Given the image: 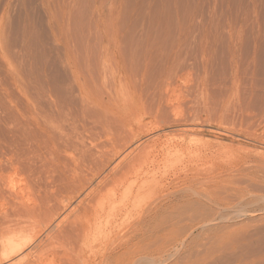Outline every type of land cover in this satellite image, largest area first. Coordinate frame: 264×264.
<instances>
[{
    "label": "rangeland",
    "instance_id": "obj_1",
    "mask_svg": "<svg viewBox=\"0 0 264 264\" xmlns=\"http://www.w3.org/2000/svg\"><path fill=\"white\" fill-rule=\"evenodd\" d=\"M87 149L94 153L89 170L90 157L82 155ZM262 161L264 0H0V210L10 211L16 200L37 202L30 209L35 219L27 211L15 217L14 235L45 238L47 220L37 218L45 211L36 206L47 189L62 190L70 170L87 175L81 173L79 194L68 189L71 197L61 199L63 212L98 191L96 210L119 196L132 181H114L120 171L162 172L164 179L142 187L161 195L172 189L166 176L182 165H193L200 179L221 169L220 185L239 187L244 167L263 168ZM102 163L104 170L87 183ZM11 187L16 193L9 195ZM258 204L264 203L237 207ZM110 212L92 218L93 224L109 220L105 232L87 227L92 238L75 247L64 236L45 240L41 264H99L103 249L97 241L121 220ZM186 219L160 234L167 247L163 242L149 259L135 256L144 263H132L205 264L211 259L206 254L220 258L217 238ZM238 222L240 233L258 226L250 244L259 255L264 223ZM238 239L236 246L247 242ZM219 258L207 264L224 259Z\"/></svg>",
    "mask_w": 264,
    "mask_h": 264
},
{
    "label": "bare ground",
    "instance_id": "obj_2",
    "mask_svg": "<svg viewBox=\"0 0 264 264\" xmlns=\"http://www.w3.org/2000/svg\"><path fill=\"white\" fill-rule=\"evenodd\" d=\"M84 152H86V150ZM87 152L88 153H83L82 155L83 158L84 156L85 158L90 157V159L87 158L88 159L87 161L91 160L87 168V170H89L91 169V166L93 164L94 153L90 149H87ZM256 154L257 155L255 156H258V153ZM260 157H258L257 160ZM263 162L264 161H262V163ZM186 164L187 166L190 165L189 159ZM106 165H107L106 163H102L99 166L100 168L97 169L96 173L86 177V182L92 184L93 180L95 179V175L99 173L101 170H104ZM253 165L257 167L252 168L250 166L248 167L245 166L244 168L245 171L247 172L243 175L242 173H239V175L241 174L239 176L240 178L237 177L241 182L239 187H237L236 185L235 186L229 185V183L226 182H225L226 185L228 184L227 186L229 187H224V185L222 184L224 182H221L222 181L221 180L220 182L223 185L222 187V185H220L218 180V177L221 174L219 173L221 169L218 172L219 175H216L214 173L215 175H212L211 177H206V179H200L198 178L197 170L196 168H194L193 165L189 167L185 165L186 168L185 167L183 168L182 165V171L178 170L173 172L171 175L166 176L167 177L166 179L168 180V183L172 189H166L167 193H165L166 191L165 192L163 191L164 193L161 195H155L157 193L148 194L143 190L142 187L147 183H155L164 179L165 174H163L162 172L157 170L156 171L146 170L140 172H133L131 170L129 171L126 170L125 172L120 171L119 173H117V175L113 177L114 181L115 180L119 181V179L125 180V183L128 179L132 181L131 184L128 185L129 187L127 186L128 188H126L125 186L126 189H123L120 195L118 194L119 196L115 194L113 198H107L104 200V202L101 201L102 204L99 210H96V208L95 209L93 208L92 203L94 202V198L98 196L99 193L98 191L95 193L96 195H93L91 198H89V200L85 202L80 201L76 207H73L63 212L62 211L63 207H60L61 199L71 197L68 194L69 193L68 189L75 190L76 188V190L74 191V195H77L79 194V192H81V189L84 187V183H85V182L83 184L79 183L82 177L81 173L83 174L85 173L84 169H83L84 171H81V173H77L75 169L72 170V172H70L71 170L68 169L70 171L68 172L69 174L66 173L67 175H64L65 182L63 183L65 184L61 186L62 190L58 191L59 193L53 191L51 192L48 191L47 193H45L48 189L44 188L47 189L44 192L45 196H42L43 198L40 199L41 201H39V203L36 206V209L38 211H41V209L45 211L44 212L42 210L44 212L43 215L42 214L40 215V213L38 215L37 213L38 219L39 217L41 218L42 216H44L47 220L45 222L48 223L46 225L47 228L45 231V238H41L39 236L37 237L38 234L32 235L30 233L24 235H14V233L15 234L17 233L13 231L14 228L16 229V227L11 228L12 225L14 224L13 221L15 220V217L20 215L23 211H27L34 214L33 211L35 208L33 207H35L37 202L35 203V205L31 206L30 204L22 202V200L20 202H17V200L15 199L16 200L15 202L18 204L15 205L10 211H7V209H5V211L0 210V264H41L43 263L42 262L43 260L41 258L42 253L40 249L43 248V244L45 240L49 241L48 239L51 237H53L51 239H54V237L56 239V237L59 238L60 236H64L66 240L68 239L67 241L69 242L71 241L72 246L74 245V243H78V241L81 240L88 241L90 238H92L91 234L93 232L91 234H89L87 231L85 232L87 227L90 228L91 230L92 228L97 229L98 231L103 226H105L106 228V226L109 225L108 224L109 220L107 218L105 219V221L103 220V222H100L101 220L100 219L98 223H96L94 219L95 221L94 224L92 218H96L97 215L104 214V216L102 215L103 218L105 217V213H108L110 211L112 212V210L118 212V215L120 216L121 220L115 223H112L111 221L113 225L118 223L115 229L113 230L112 229L113 225L110 224L111 228L110 231L107 232L108 234L105 236L106 238H101L99 241H97L98 243L96 244V246H98L100 249H103L102 255L101 256L98 255L100 257L99 264H133L132 263L133 259H136V261L138 260L140 261V259L137 258H141V259L143 258L144 260L149 259L150 258L148 255L149 253L151 254L152 252H157L158 250L164 248V245H162L161 243L165 242V240L163 241V235L161 236L160 234H162V232L171 233V231L174 230L177 221L182 217L185 219L188 218L191 221H193L194 227L196 228L195 225H197L198 228H201L200 230H204L202 231L203 233L207 232L209 236L211 235L212 237L215 236L217 238L216 241L213 240V245L215 244V242H217L214 247L217 246L216 250H218L219 248V252L221 253V256L223 255L224 259L221 256L220 258L217 257L218 254L216 256L206 254L205 255L206 258H209L207 256H211V259H208V262H214L218 258L219 259L222 258L223 260H218L220 263L217 261V264L218 263L219 264H262L261 262L264 261V251L257 250L261 246L258 248L255 247L257 252L258 251L260 252V253L258 252L260 255L259 256L255 250L251 252L253 249H252V245L250 244L251 238H253V232L255 235L256 234L255 231L257 230L259 231V229L257 228L258 226L254 224L253 225L254 229H252L251 232H246L244 230L245 231V232L243 231L244 234H242L243 232L240 233L241 232L240 229H242V227H240V229L237 228L238 224L240 226L238 220L254 221V223L260 222L261 224L264 223V204L263 205L258 204L257 206H254L250 209L248 208L239 209L237 207L238 203L240 204L246 203L252 205L262 202L264 203V193H261L264 192V166L262 168V166H258L256 164ZM70 166H74V165H70ZM86 175L87 174H84V176ZM119 182L121 184V180ZM13 189L14 188L12 187L8 189L9 195L10 192L12 193L13 191H15ZM52 189H54V187ZM93 190L94 189L92 187L90 193H92ZM14 193H16V191L13 192L12 194ZM118 193H119V189H118ZM14 196H16V194ZM230 201L231 202L235 201L234 203L232 202L233 204L231 203L232 206L236 205V207H234V210L232 209L233 212H229L231 210V205L229 203ZM227 205H229L230 207L227 208ZM10 207H12V205ZM31 208L33 209V211H30ZM27 212H23L22 215H24ZM111 212L109 214H111ZM35 215L36 214H34V219H35ZM30 216L31 215H29V217ZM118 217L116 216L115 218ZM21 219L22 218L20 217V220ZM170 221L172 223L167 224ZM190 229L192 230V227L189 228V230ZM238 229L240 230V232ZM249 229L250 228H247V230ZM94 232L96 231L94 230ZM159 237L162 240L159 241L160 239ZM174 237H176V235ZM237 238H241V239L244 238L246 239L247 242L243 243L240 241V244H243V246L240 244L239 245L237 244L238 246H236L235 244L239 243L238 242L239 239L237 240ZM47 243L48 242H46V244ZM167 243L165 242L166 247L168 246ZM211 245L212 244L210 243V246L208 248H210ZM214 247L212 246L211 249L208 250L213 252V250L215 249ZM45 251H47V249ZM205 252H207V247ZM249 252H251V254ZM135 256H137V258ZM153 261L155 263L156 260ZM159 261L160 260H158V262ZM91 262H93V258L91 259ZM140 262L144 263L142 261ZM86 264L89 263L86 262ZM168 264H172V263L168 262Z\"/></svg>",
    "mask_w": 264,
    "mask_h": 264
}]
</instances>
